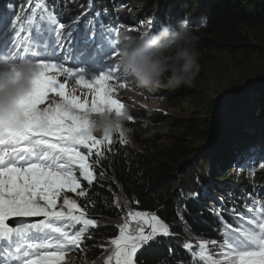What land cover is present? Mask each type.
Masks as SVG:
<instances>
[{"label": "snow or ice", "instance_id": "1", "mask_svg": "<svg viewBox=\"0 0 264 264\" xmlns=\"http://www.w3.org/2000/svg\"><path fill=\"white\" fill-rule=\"evenodd\" d=\"M17 16L13 20L15 28ZM56 37V45L61 55L68 44L72 27L49 17ZM31 23L28 28H31ZM112 32L120 44V32L113 27ZM21 29L16 31L13 50L9 54L13 61L29 57H39L29 43L30 36L21 38ZM23 45V47H22ZM118 50V48H117ZM117 50L113 56L117 54ZM41 71L33 79V92L24 101L22 128L18 132L0 135V241H6L8 247L16 243L14 253L9 251L0 264H66L65 253L79 248L89 225H95V219L86 218L84 209L75 199L62 193H75L78 197H87L88 192L81 186V179L89 185L96 179L91 165L79 146H84L89 153L93 149L98 155L101 145L111 143L112 138L98 139L96 135L80 134L87 121L81 113L88 108L103 111H119L125 105L115 97L116 86L113 81H127L129 77L122 73L117 60L110 72H102L92 79L86 78L82 69H75L61 62L38 58ZM63 77L61 82L58 77ZM74 82L91 93V102L82 100L75 94H69L67 85ZM119 87H125L120 83ZM49 94L59 97L55 104L45 102ZM132 116L129 120H132ZM121 143H125L124 133H119ZM78 166V175L73 168ZM79 190V191H78ZM197 195L195 193L191 194ZM244 216L254 228L241 229L231 224L232 229L219 245L221 258L215 259L206 250V242L199 244L196 252L188 242L181 245L193 256V264H264V207L250 208ZM214 214L219 215L217 210ZM136 220L137 227L129 229L127 224L119 226V235L111 241L112 250L104 264H137V254L157 241L158 237H169L173 234L170 225L158 215L142 211L128 213ZM31 223H24L27 218H37ZM182 219V217H181ZM15 222V226H13ZM82 224L73 232L70 226ZM33 229L47 231L54 235L47 236L40 243L26 242L28 233ZM25 240V243H20ZM212 241V244H216ZM169 249V253H172ZM161 264H166L162 261ZM179 264H183L180 261Z\"/></svg>", "mask_w": 264, "mask_h": 264}, {"label": "trees", "instance_id": "2", "mask_svg": "<svg viewBox=\"0 0 264 264\" xmlns=\"http://www.w3.org/2000/svg\"><path fill=\"white\" fill-rule=\"evenodd\" d=\"M105 6L114 4L117 0H98ZM131 3L123 0L122 5ZM144 3L136 14L147 21L156 16L161 23L178 25L186 20L195 29L198 36L200 72L195 79L203 75L200 54L203 51H227L235 63L251 67L245 76H264V0H142ZM126 9V6H124ZM206 23H202L205 22ZM235 54L241 56L240 62L235 61ZM243 61V62H242ZM234 65V64H233ZM258 66V67H256ZM253 67L256 69L252 70ZM252 70V71H250ZM244 78V77H239ZM238 80L239 83L243 80ZM182 94L183 90H179ZM235 96H227L224 101L225 110L216 117L185 116L180 119H170L163 125L165 119L159 115L150 116L149 123L165 126L168 130V142L160 151L148 144L154 138L150 132L143 129L137 121L131 127L137 144L121 143L116 135L112 142L101 147L102 155L90 158L92 171L96 179L91 185L81 182L88 192L87 197H78L75 193L65 194L84 209L85 214L96 220L83 244L68 259L76 258L80 253L88 257L98 254L96 247L105 246L107 240L118 234L116 224L123 217L122 205L115 203L116 193L124 198V204L138 211H146L158 215L170 225L173 234L169 237H158L150 247L137 254V264H179L188 262V254L181 247L183 241L192 244L206 242L215 249L220 240L216 216L208 204L201 199V189L197 183L185 187L181 175L187 173L186 165L196 144L203 143L210 132L211 125L216 124L214 138L208 145L226 150L229 161L235 156L237 146L254 145L264 147V129L250 128L246 124L230 123V111L238 112L242 98L249 99L251 109L259 116L264 115V81L249 84ZM234 93V94H235ZM174 91H164L167 105L176 106L173 101ZM238 100V102H235ZM130 123V122H129ZM233 139H237L235 142ZM194 160V157L192 158ZM191 160V161H192ZM215 161L213 162V164ZM204 186L214 187V184L201 174ZM238 188L251 191L255 183L264 182V169L255 172L251 177L239 173ZM227 178L223 173L218 180ZM244 187V188H243ZM79 191V190H78ZM197 194L195 196L191 194ZM182 217V219H181ZM212 241L217 243L214 245ZM172 253H169V249Z\"/></svg>", "mask_w": 264, "mask_h": 264}, {"label": "rangeland", "instance_id": "3", "mask_svg": "<svg viewBox=\"0 0 264 264\" xmlns=\"http://www.w3.org/2000/svg\"><path fill=\"white\" fill-rule=\"evenodd\" d=\"M143 4L142 0H131V3L127 6L126 10H123L122 14L126 16V19H130L129 15L136 12ZM130 23L139 24L140 26L142 25V22ZM136 30L138 31H135L130 35L136 36L144 31L138 28H136ZM200 55V63H202L203 66V75L201 78L195 79L191 87L182 86L178 90L174 91L176 95L173 96L175 97L173 103L176 106L165 104L167 99L164 97V90L157 92L138 91L135 89L132 82H112L116 86L115 97L125 105L129 111V115L133 118L132 120H128L126 122L127 131L123 132V139L126 141L125 143L137 144V140L130 127L134 124V121H137V123L147 132H150L151 136L154 138V141L148 142V144L153 146L155 150L160 151L165 149V145L168 142V130L165 126L149 123L148 118L150 116H154L155 114L159 115L160 118H163V120L165 119V123L163 125H166L170 119L176 120L185 116L213 118L214 116L216 117L222 110H225L226 107L224 106V101L227 98H224L222 101H218L215 100V97L220 93L223 94L222 90L227 88L232 83H239L238 80L242 79L239 77L244 75L245 72H249L247 70L249 68L251 69V67L248 65H244L242 67V63L237 64V67H235L232 56L227 51H203ZM240 58L241 56L239 54H235V61L237 60L240 62ZM256 67H253L252 70L256 69ZM82 74L88 79H92L97 76L88 75L86 73ZM58 79L63 82L62 76L58 77ZM72 83L74 82H70L67 85L68 91L69 85ZM120 83H124L125 87H119ZM179 90H183V93L178 94L177 92ZM74 94L79 96L82 100H87L90 104L92 97L88 89L78 86L77 91ZM237 94L238 93H235L231 95V97ZM53 100L58 102L59 97L54 94H49V98L45 102V105L49 103L53 104ZM235 102H238V100H235ZM230 115V123L233 126H237V123L246 122L250 128L264 129V115H257L251 109L249 99L247 98H242L238 112L231 110ZM145 121H148L147 126H145ZM211 129L215 132L216 124H214V122L211 125ZM116 136L120 138L119 133L116 134ZM236 140L237 139H233L234 142ZM216 151V146H212L211 144L207 145L205 142L196 144V147L191 154V157H194V160L191 161V158H188L190 162L186 165L187 173H183L181 175V180L185 187H190L193 184L200 182V176L201 174H204L207 175L213 183L221 188H226V190L235 189V183L240 180L238 178L239 171L233 172L230 168L231 163L229 161V155L226 153L225 149L220 146V153H216ZM214 161L215 163L213 164ZM225 172L227 173V178L224 180H218ZM191 183L193 184L191 185ZM63 196L64 195H62L61 199L58 200V204L62 203ZM115 203L123 206L120 208L123 212V217L115 225L116 228L119 229L121 224H127L130 230L137 227L136 220L129 216L128 213L138 210H135V208L130 207L128 204L125 205L124 198L119 192L116 193ZM112 239L107 240L105 246L96 247L98 254L94 257H88L85 253H80L76 258L68 259V256H72L74 253L65 255L66 264H104L106 257L112 250V245L110 243Z\"/></svg>", "mask_w": 264, "mask_h": 264}, {"label": "clouds", "instance_id": "4", "mask_svg": "<svg viewBox=\"0 0 264 264\" xmlns=\"http://www.w3.org/2000/svg\"><path fill=\"white\" fill-rule=\"evenodd\" d=\"M178 23V28L164 24L155 32L144 30L136 36H122L117 63L136 90L172 92L193 85L200 72L196 46L199 38L186 20ZM40 71L38 63L31 58L13 61L9 55L0 54V135L21 130L23 102L30 98L33 79ZM77 87L75 83L70 84L69 94H74ZM80 115L87 121L81 135L99 134L105 139L126 132L130 117L126 107L119 111H98L90 107Z\"/></svg>", "mask_w": 264, "mask_h": 264}, {"label": "water", "instance_id": "5", "mask_svg": "<svg viewBox=\"0 0 264 264\" xmlns=\"http://www.w3.org/2000/svg\"><path fill=\"white\" fill-rule=\"evenodd\" d=\"M242 77H244V81L242 83H232L231 85H229L227 88L223 89L222 93L218 94V96L215 97V100L218 101H222L224 98H226L227 96L234 94L236 91L240 90L241 88L249 85V84H253V83H258L261 81H264V76H249V75H242ZM242 79V80H243ZM97 136H100L99 134H97ZM214 138V132L212 129H210V132L208 133L206 139H205V143H209L210 140H212ZM203 142V143H204ZM13 224H15V222H13Z\"/></svg>", "mask_w": 264, "mask_h": 264}]
</instances>
